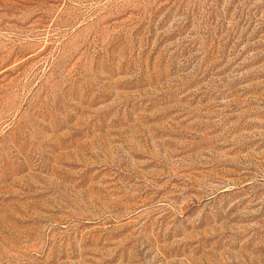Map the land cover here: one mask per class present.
Wrapping results in <instances>:
<instances>
[{
    "label": "rangeland",
    "instance_id": "1",
    "mask_svg": "<svg viewBox=\"0 0 264 264\" xmlns=\"http://www.w3.org/2000/svg\"><path fill=\"white\" fill-rule=\"evenodd\" d=\"M0 264H264V0H0Z\"/></svg>",
    "mask_w": 264,
    "mask_h": 264
}]
</instances>
